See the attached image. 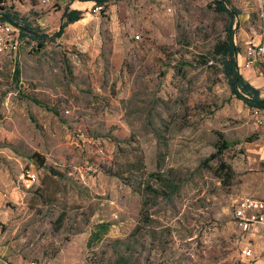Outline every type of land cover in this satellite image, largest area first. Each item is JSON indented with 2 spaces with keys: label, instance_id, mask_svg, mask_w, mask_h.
Segmentation results:
<instances>
[{
  "label": "rangeland",
  "instance_id": "rangeland-1",
  "mask_svg": "<svg viewBox=\"0 0 264 264\" xmlns=\"http://www.w3.org/2000/svg\"><path fill=\"white\" fill-rule=\"evenodd\" d=\"M50 1L3 0L46 16L52 37L75 0ZM219 1H113L42 49L0 53V250L13 264H264V231L233 214L264 199V110L232 94L214 57L230 25ZM230 1L240 73L264 98V0Z\"/></svg>",
  "mask_w": 264,
  "mask_h": 264
},
{
  "label": "trees",
  "instance_id": "trees-1",
  "mask_svg": "<svg viewBox=\"0 0 264 264\" xmlns=\"http://www.w3.org/2000/svg\"><path fill=\"white\" fill-rule=\"evenodd\" d=\"M92 1L96 5L106 8L111 2H122L129 0H87ZM156 1V0H153ZM220 8H222V12H225L230 17V25L226 29L227 36L225 41L218 42L214 47V57L219 58L222 65V72L227 77L229 84L231 86L232 94L236 96L237 99L243 101L246 105L253 109L264 110V98L261 97V92L259 89L254 87L251 83L246 81L242 73H240L238 67V55L240 54V48L235 44L234 41V29L233 25L236 20L240 16V12L232 8L228 9L232 6L230 0H221L218 2ZM2 11V20L11 22L17 29H19V39L26 40L28 42H35L40 49L44 48L48 42H55L57 39L62 37L65 32V29L70 25L79 22L83 16L79 11H70L67 8L64 11L63 21L60 25V31L55 35L50 37L44 30L39 26L34 24L27 17H20L19 14L14 12L12 8H4V6L0 9ZM228 145L224 143L223 149H227ZM221 150H219L216 154H213L211 159H216L220 157ZM221 169L223 171L232 172L231 167L224 163L221 164ZM146 190H150L154 195L162 196L165 198H170L171 195L167 194L165 191L160 189H155L152 186H146ZM176 192H171V194H175ZM2 226V225H1ZM0 226V227H1ZM99 231L95 232L91 236L92 239H96L100 241L102 234L101 231H107L108 225L102 223L98 225ZM106 233V232H104Z\"/></svg>",
  "mask_w": 264,
  "mask_h": 264
},
{
  "label": "built area",
  "instance_id": "built-area-1",
  "mask_svg": "<svg viewBox=\"0 0 264 264\" xmlns=\"http://www.w3.org/2000/svg\"><path fill=\"white\" fill-rule=\"evenodd\" d=\"M45 3L50 0H44ZM4 6L3 0H0V9ZM103 7L95 5L93 12L99 13ZM2 11L0 10V53L7 49L8 43H11V47L14 50L18 49L20 44L19 29H17L11 22L2 20ZM7 37H12L7 39ZM140 37H137V39ZM26 176L30 184L38 183V175L33 171H28ZM235 221L243 232L264 231V199H258L254 197H244L240 201H237L233 209ZM6 231L4 227H0V242L5 240ZM244 254L247 257H252L253 254L250 250H244ZM0 264H13L12 261L7 259L6 255L0 250Z\"/></svg>",
  "mask_w": 264,
  "mask_h": 264
},
{
  "label": "crops",
  "instance_id": "crops-1",
  "mask_svg": "<svg viewBox=\"0 0 264 264\" xmlns=\"http://www.w3.org/2000/svg\"><path fill=\"white\" fill-rule=\"evenodd\" d=\"M51 2V1H50ZM49 2V3H50ZM65 3V2H64ZM96 4L94 3V2H92V1H85V2H76V0H75V2H70L69 3V5H66V3H65V6H66V8H65V10L67 9V8H69L70 9V11H79V12H86V11H88V10H91V9H93V7L95 6ZM64 10V11H65ZM83 15V14H82ZM90 16V15H89ZM46 18V16H44L43 15V17L41 16V18H39V20H38V23H39V25L41 26V28H43L42 26L43 25H41L42 23H41V21H43L44 19ZM86 20V17H83L79 22H82V21H85ZM79 22H77V23H79ZM73 25V24H72ZM72 25H70V26H72Z\"/></svg>",
  "mask_w": 264,
  "mask_h": 264
}]
</instances>
